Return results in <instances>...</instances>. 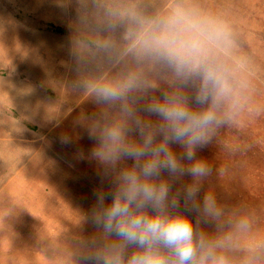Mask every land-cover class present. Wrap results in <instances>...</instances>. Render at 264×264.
I'll return each mask as SVG.
<instances>
[{
    "label": "clouds",
    "instance_id": "clouds-1",
    "mask_svg": "<svg viewBox=\"0 0 264 264\" xmlns=\"http://www.w3.org/2000/svg\"><path fill=\"white\" fill-rule=\"evenodd\" d=\"M76 4L73 88L98 107L90 156L111 188L77 219L95 231L49 235L44 264H264V214L212 189L200 196L213 167L198 149L219 138L222 153L242 155L251 145L226 134L264 118V69L234 0H166L160 11L143 0ZM11 212L0 194V226Z\"/></svg>",
    "mask_w": 264,
    "mask_h": 264
},
{
    "label": "rangeland",
    "instance_id": "rangeland-1",
    "mask_svg": "<svg viewBox=\"0 0 264 264\" xmlns=\"http://www.w3.org/2000/svg\"><path fill=\"white\" fill-rule=\"evenodd\" d=\"M222 2L203 0L207 7ZM143 3L160 11L166 0ZM234 4L247 50L264 69V0ZM77 16L76 0H0V194L12 209L0 226V264H44L38 253L52 258L49 235L92 234L94 226L77 219L90 214L98 189L111 188L90 156L87 121L98 107L73 88ZM226 136L251 148L232 156L216 138L198 149L213 167L200 196L212 189L225 205L244 202L264 214V118ZM222 162L224 178L216 172Z\"/></svg>",
    "mask_w": 264,
    "mask_h": 264
}]
</instances>
